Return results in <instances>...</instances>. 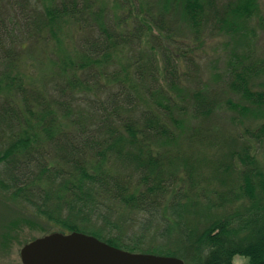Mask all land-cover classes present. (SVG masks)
I'll list each match as a JSON object with an SVG mask.
<instances>
[{"label":"trees","instance_id":"trees-1","mask_svg":"<svg viewBox=\"0 0 264 264\" xmlns=\"http://www.w3.org/2000/svg\"><path fill=\"white\" fill-rule=\"evenodd\" d=\"M260 30L264 0H0V253L37 230L264 264Z\"/></svg>","mask_w":264,"mask_h":264},{"label":"water","instance_id":"water-1","mask_svg":"<svg viewBox=\"0 0 264 264\" xmlns=\"http://www.w3.org/2000/svg\"><path fill=\"white\" fill-rule=\"evenodd\" d=\"M22 264H186L182 259L129 252L80 232H55L24 245Z\"/></svg>","mask_w":264,"mask_h":264},{"label":"rangeland","instance_id":"rangeland-1","mask_svg":"<svg viewBox=\"0 0 264 264\" xmlns=\"http://www.w3.org/2000/svg\"><path fill=\"white\" fill-rule=\"evenodd\" d=\"M155 34H157V33L155 32ZM259 35L260 36H259V41H258L259 42L258 43V52H261V51H264V32H262L260 30ZM210 44H211L212 48H214V46H216L215 42H210ZM210 50H211V48H210ZM41 52L42 51H38V53H40V54H41ZM212 53H213V51H212ZM73 74H75V73H70L69 75H73ZM76 74H78V73H76ZM83 93H86V90ZM95 93L96 92L94 90L92 92V94L95 95ZM86 94H88V93H86ZM0 150H2L1 147H0ZM258 151H259V154H258L259 158L264 162V144H263V146H261V148ZM0 167H2V164L0 165ZM0 170H1V168H0ZM0 174L3 177L6 176L5 174L2 173V171H0ZM3 200L0 199V213L1 214H2V212L4 214H8V213L11 214L10 212L15 211V210H20V209H18V207H20V208L22 207V204L19 201H18V203L15 201L8 202V200H6L5 197L3 198ZM27 231H28V234L26 233V231L23 232L25 237H24V239H23V237L21 238L22 239L21 242L12 244V246L10 248H8L7 252L0 253L1 254L0 264H22L21 257H20V251H21L22 247L24 246L25 241L26 240H29V241L32 240L33 241L34 239L42 237V235H43L40 232H38L37 230H34V231L27 230ZM152 244H155V241H150L148 243V245H152ZM146 248H147V246H146ZM235 261H237L238 264H247L248 259L236 257Z\"/></svg>","mask_w":264,"mask_h":264}]
</instances>
